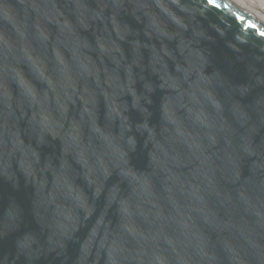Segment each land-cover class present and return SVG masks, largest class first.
<instances>
[{
	"label": "water",
	"instance_id": "1",
	"mask_svg": "<svg viewBox=\"0 0 264 264\" xmlns=\"http://www.w3.org/2000/svg\"><path fill=\"white\" fill-rule=\"evenodd\" d=\"M0 264H264V21L0 0Z\"/></svg>",
	"mask_w": 264,
	"mask_h": 264
},
{
	"label": "bare ground",
	"instance_id": "2",
	"mask_svg": "<svg viewBox=\"0 0 264 264\" xmlns=\"http://www.w3.org/2000/svg\"><path fill=\"white\" fill-rule=\"evenodd\" d=\"M234 1L264 21V15L260 12V10L251 6L246 0H234Z\"/></svg>",
	"mask_w": 264,
	"mask_h": 264
},
{
	"label": "built area",
	"instance_id": "3",
	"mask_svg": "<svg viewBox=\"0 0 264 264\" xmlns=\"http://www.w3.org/2000/svg\"><path fill=\"white\" fill-rule=\"evenodd\" d=\"M253 3L257 2L258 9L264 15V0H251Z\"/></svg>",
	"mask_w": 264,
	"mask_h": 264
},
{
	"label": "rangeland",
	"instance_id": "4",
	"mask_svg": "<svg viewBox=\"0 0 264 264\" xmlns=\"http://www.w3.org/2000/svg\"><path fill=\"white\" fill-rule=\"evenodd\" d=\"M251 6L255 7L258 9L257 2L253 3L251 0H246Z\"/></svg>",
	"mask_w": 264,
	"mask_h": 264
}]
</instances>
